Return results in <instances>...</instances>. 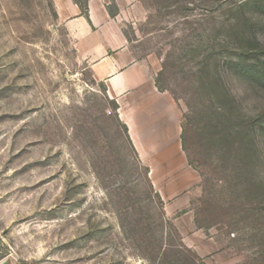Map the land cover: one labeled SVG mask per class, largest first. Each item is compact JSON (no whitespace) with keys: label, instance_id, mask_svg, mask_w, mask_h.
<instances>
[{"label":"rangeland","instance_id":"rangeland-1","mask_svg":"<svg viewBox=\"0 0 264 264\" xmlns=\"http://www.w3.org/2000/svg\"><path fill=\"white\" fill-rule=\"evenodd\" d=\"M125 9L181 116L162 161H141L53 0H0V262L264 264V0Z\"/></svg>","mask_w":264,"mask_h":264},{"label":"crops","instance_id":"crops-1","mask_svg":"<svg viewBox=\"0 0 264 264\" xmlns=\"http://www.w3.org/2000/svg\"><path fill=\"white\" fill-rule=\"evenodd\" d=\"M133 1L115 0L120 11L112 17L108 0H89L86 14L74 0H53L57 19L86 44L92 75L117 102L141 161L150 163L181 152V116L176 102L157 87V70L135 55L125 34L123 12Z\"/></svg>","mask_w":264,"mask_h":264},{"label":"trees","instance_id":"trees-1","mask_svg":"<svg viewBox=\"0 0 264 264\" xmlns=\"http://www.w3.org/2000/svg\"><path fill=\"white\" fill-rule=\"evenodd\" d=\"M76 1V0H75ZM76 3L77 4H79V6L81 7V9H82V11H83V13H87V9H88V6H87V3H86V5H83V4H81L80 2H78V1H76ZM116 102V101H115ZM116 108H118V104H117V102H116ZM125 128L127 129V126L125 125Z\"/></svg>","mask_w":264,"mask_h":264},{"label":"water","instance_id":"water-1","mask_svg":"<svg viewBox=\"0 0 264 264\" xmlns=\"http://www.w3.org/2000/svg\"><path fill=\"white\" fill-rule=\"evenodd\" d=\"M0 264H10V263H9V261L4 260V261L0 262Z\"/></svg>","mask_w":264,"mask_h":264}]
</instances>
